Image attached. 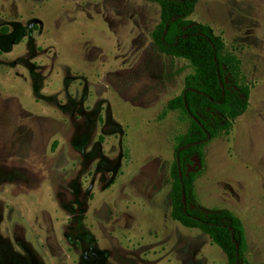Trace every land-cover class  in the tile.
<instances>
[{"label": "rangeland", "instance_id": "obj_1", "mask_svg": "<svg viewBox=\"0 0 264 264\" xmlns=\"http://www.w3.org/2000/svg\"><path fill=\"white\" fill-rule=\"evenodd\" d=\"M161 12L0 0V264H229L172 217L191 117L168 104L196 71L155 42ZM189 19L221 36L249 87L245 113L202 147L189 205L232 212L245 264H264V0H199Z\"/></svg>", "mask_w": 264, "mask_h": 264}, {"label": "trees", "instance_id": "obj_2", "mask_svg": "<svg viewBox=\"0 0 264 264\" xmlns=\"http://www.w3.org/2000/svg\"><path fill=\"white\" fill-rule=\"evenodd\" d=\"M145 1L159 2L162 7L161 22L153 32L161 51L189 60L196 71L187 78L184 93L168 104L169 110L181 109L191 117V128L180 138L181 144L175 152L172 217L185 227L202 229L225 252L229 264H245L247 237L242 221L228 210L202 213L191 208L189 203L197 172L187 174L186 169L193 155L199 154L202 159L201 150L207 141L222 130L228 132L233 121L247 110L249 87L240 83L242 62L235 54L225 52L224 41L210 25L189 19L199 0ZM226 78L233 81L230 87ZM198 110L212 121V127ZM221 119L225 120L224 124Z\"/></svg>", "mask_w": 264, "mask_h": 264}, {"label": "water", "instance_id": "obj_3", "mask_svg": "<svg viewBox=\"0 0 264 264\" xmlns=\"http://www.w3.org/2000/svg\"><path fill=\"white\" fill-rule=\"evenodd\" d=\"M191 161H192L193 164L188 167L187 174H189L190 172L200 171L202 169V167H203L202 159L199 156V154H195L192 157ZM179 173H180V176L182 177V170L180 168V165H179ZM183 202H184V204H186V199L185 198L183 199Z\"/></svg>", "mask_w": 264, "mask_h": 264}, {"label": "flooded vegetation", "instance_id": "obj_4", "mask_svg": "<svg viewBox=\"0 0 264 264\" xmlns=\"http://www.w3.org/2000/svg\"><path fill=\"white\" fill-rule=\"evenodd\" d=\"M193 156H194V155H193ZM193 156H192V157H193ZM192 157H191V159H192ZM192 164H193L192 161H191V164H186V166H187L186 169L188 170V167H189L190 165H192ZM180 167H181V166H180ZM181 170H182V169H181Z\"/></svg>", "mask_w": 264, "mask_h": 264}]
</instances>
